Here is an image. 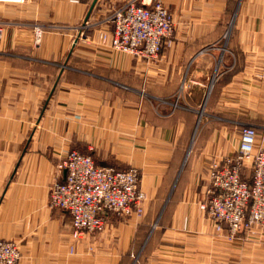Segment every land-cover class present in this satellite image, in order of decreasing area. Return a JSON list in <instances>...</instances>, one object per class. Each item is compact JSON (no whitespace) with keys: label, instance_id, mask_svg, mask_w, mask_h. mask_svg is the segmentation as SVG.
Segmentation results:
<instances>
[{"label":"crops","instance_id":"obj_1","mask_svg":"<svg viewBox=\"0 0 264 264\" xmlns=\"http://www.w3.org/2000/svg\"><path fill=\"white\" fill-rule=\"evenodd\" d=\"M126 1L0 3V240L17 264H121L151 226L141 264H264V233L228 242L198 207L241 128L264 136V0H163L173 33L148 63L75 43ZM71 150L138 169L143 216L106 213L104 232L74 243L70 215L47 204Z\"/></svg>","mask_w":264,"mask_h":264},{"label":"built area","instance_id":"obj_2","mask_svg":"<svg viewBox=\"0 0 264 264\" xmlns=\"http://www.w3.org/2000/svg\"><path fill=\"white\" fill-rule=\"evenodd\" d=\"M5 26L0 21V40ZM101 26L93 37L86 33L90 26L84 22L75 43L107 45L111 51L146 63L159 58L164 41L173 33L172 16L163 0H128L108 11ZM39 35L35 31L36 40ZM259 138L262 142L264 136L253 126L241 128L236 153L211 161L206 197L198 204L214 222L216 231L225 229L228 242L243 232L251 236L264 233V146L257 144ZM55 167L64 176L62 181L55 180L50 185L47 204L50 209H61L70 215L74 243L104 232L106 213L120 218L143 216L146 195L140 187L138 169L99 167L90 155L75 150L60 156ZM244 169L250 171V183L241 178ZM68 251L72 254L74 247ZM19 260L18 244L0 240V264H17Z\"/></svg>","mask_w":264,"mask_h":264},{"label":"trees","instance_id":"obj_3","mask_svg":"<svg viewBox=\"0 0 264 264\" xmlns=\"http://www.w3.org/2000/svg\"><path fill=\"white\" fill-rule=\"evenodd\" d=\"M245 171H246V172L248 173V175H249L248 180L244 179V177H243ZM241 178H242L244 181H246L247 183H250V179H251V178H250V171H249L248 169H244L243 172H242V174H241ZM150 228H151V226L148 227L147 229H145L144 232L139 233V238H140V239L138 240L139 242H137V241L134 242V251H136V252L139 251V249H140V247H141L140 243L143 242V240L148 236V232H149ZM153 232H154V231H153ZM149 242H150V240H149L148 243L146 244V246H145V248H144V251H145V249L147 248ZM142 255H143V252H142L141 256H142ZM131 263H132V260L129 259V257H128V259L123 260V263H121V264H131Z\"/></svg>","mask_w":264,"mask_h":264},{"label":"rangeland","instance_id":"obj_4","mask_svg":"<svg viewBox=\"0 0 264 264\" xmlns=\"http://www.w3.org/2000/svg\"><path fill=\"white\" fill-rule=\"evenodd\" d=\"M132 263L131 264H141L143 263L144 256H141V252L139 253L138 251H134V257L131 258Z\"/></svg>","mask_w":264,"mask_h":264}]
</instances>
